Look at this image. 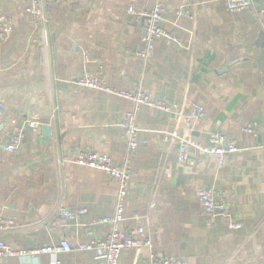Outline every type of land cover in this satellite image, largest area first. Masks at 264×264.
<instances>
[{"label": "crops", "instance_id": "0c3cea01", "mask_svg": "<svg viewBox=\"0 0 264 264\" xmlns=\"http://www.w3.org/2000/svg\"><path fill=\"white\" fill-rule=\"evenodd\" d=\"M154 1L50 0L44 20L34 24L26 12L31 0H0V15L12 22V33L0 42V101L25 131L19 149L8 154L1 147L11 126L0 124V214L13 222L0 238L13 249L65 240L72 251L57 256L62 264H104L97 252L77 248L109 234L101 220L113 214L117 183L68 160L89 151L118 165L124 152L120 125L132 104L74 85L85 70L103 77L114 93L139 90L180 103L184 116L189 103L203 108L187 124L139 108L124 229L146 227L153 252L187 264L264 263V0H252L254 8L239 13L228 11L224 0H163L162 25L176 42L157 40L146 61L135 55L142 47L141 19L127 8L148 11ZM33 119L50 129L49 138L42 128L36 135L25 127ZM212 132L238 149L222 167L198 151L180 165L175 144L162 136L173 133L206 146ZM208 186L218 190L240 229L203 213L194 193ZM60 207L86 212L64 224L56 217ZM148 256L147 249L123 251L118 264H148ZM52 258L5 262L51 264Z\"/></svg>", "mask_w": 264, "mask_h": 264}, {"label": "built area", "instance_id": "2783aa9c", "mask_svg": "<svg viewBox=\"0 0 264 264\" xmlns=\"http://www.w3.org/2000/svg\"><path fill=\"white\" fill-rule=\"evenodd\" d=\"M49 1L50 0H31V4L27 7L26 12L30 15L34 24H38L44 20V7L48 5ZM224 1L228 11L233 13L248 11L254 8V2L252 0ZM164 12L165 7L163 0H155L153 6L148 11L137 12L132 5L127 8V13L136 16L138 20L141 19L143 26L144 33L140 39L142 47L135 53L137 57L148 61L154 53V43L159 39L176 42L172 35L166 31L162 25V14ZM259 13H264V9L260 8ZM180 15L182 14L180 13ZM11 33L12 22L10 19L0 15V42L6 41ZM83 59L85 63H89L88 55H83ZM73 83L77 87L115 94L122 99L130 101L132 104V108L124 113L120 125L124 142V152L121 162L118 165H114L111 158L107 155L89 151H78L75 157L68 160L74 165L100 171L117 183L113 214L111 217L101 220V222L109 224V234L103 239L94 238L80 245L77 251H95L99 258L103 260L104 264H118L121 252L147 249L149 250L148 264H187L183 259L166 258L158 256L153 252L150 232L146 227L137 226L131 231H126L124 229V211L133 177L132 165L138 150L140 130L136 123V115L139 108L141 106H146L160 110L168 115H175L186 124L192 119L201 117L203 108L198 104L189 103V113L187 116H184L180 112V108L182 107L180 103H168L162 100H156L139 90L134 92L114 93L103 77L100 75H93L91 72L85 70L74 79ZM0 124L11 126L10 130L5 132L7 141L1 149L5 153L13 154L23 143L25 131L23 127L16 125L14 119L6 115L5 105L1 101ZM25 127L37 135L40 134L42 123L34 119L27 120L25 122ZM247 129L248 132H252V129ZM162 136L165 143L175 144V153L180 165L189 163L191 151H198L215 159L218 167H222L225 159L238 151L237 147L228 137L214 132L209 134L208 144L206 146H201L192 140L176 136L173 133H162ZM194 195L200 203L204 214L211 217L223 218L227 228L230 230H237L242 227V223L229 213L228 208L221 201L220 193L216 188L212 186L200 187L195 190ZM85 212L84 208L60 207L56 211V217L62 223L68 224L72 221H76L79 217L83 216ZM135 220L138 222L140 218L135 217ZM12 227L13 222L0 214V237L2 234L10 231ZM70 251H72V248L65 240L61 241L58 245L44 246L30 251H20L13 249L0 238V264H7L5 260L12 257H36L42 254L53 257L51 264H62L61 261L57 259V256L61 253Z\"/></svg>", "mask_w": 264, "mask_h": 264}, {"label": "water", "instance_id": "95a60500", "mask_svg": "<svg viewBox=\"0 0 264 264\" xmlns=\"http://www.w3.org/2000/svg\"><path fill=\"white\" fill-rule=\"evenodd\" d=\"M42 131H43L44 138H49V136H50V129L47 126H44L42 128Z\"/></svg>", "mask_w": 264, "mask_h": 264}]
</instances>
